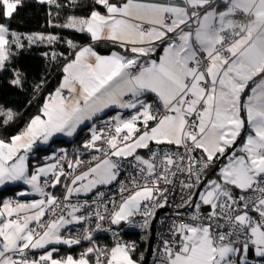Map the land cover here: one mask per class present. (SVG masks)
Wrapping results in <instances>:
<instances>
[{"label":"snow or ice","instance_id":"obj_1","mask_svg":"<svg viewBox=\"0 0 264 264\" xmlns=\"http://www.w3.org/2000/svg\"><path fill=\"white\" fill-rule=\"evenodd\" d=\"M20 6L0 0V14L11 19ZM93 9L62 26L122 53L75 52L39 114L10 141L0 139V186L22 181L40 197L0 208V264H93V256L94 264H138L135 245L119 241L93 244L78 258H54L59 249L48 246L91 243L85 224L93 222L99 231L101 222L139 215L145 228L177 195L172 206L182 219L162 233L156 264H264V0H93ZM11 45L23 47L0 24V71ZM10 83L22 87L20 73ZM113 108L128 117L118 112L97 129ZM15 118L0 107V127ZM86 124L87 160L77 156L65 170V153L29 174L37 142L73 137ZM74 225L82 236L64 234Z\"/></svg>","mask_w":264,"mask_h":264},{"label":"trees","instance_id":"obj_2","mask_svg":"<svg viewBox=\"0 0 264 264\" xmlns=\"http://www.w3.org/2000/svg\"><path fill=\"white\" fill-rule=\"evenodd\" d=\"M57 3L64 7L57 8L54 4H41L38 0H22V6L18 7L11 19H6L0 14V24L9 25L12 32L52 34L56 37V40L52 42L30 43L24 41L23 47L19 49L10 46V59L6 62V70L0 71V107L13 111L16 118L7 126L0 127V139L2 140H10L12 136L19 134L29 121L39 114L47 96L60 85L61 67L64 62L72 56L78 46L90 42L88 34L62 25L67 23L69 16L87 17L91 14V11L94 10L93 0H75V4L71 7L68 6V0H57ZM0 13H2V8H0ZM69 41L73 46H69ZM94 48L101 53L117 49L114 45L100 43L96 44ZM54 55L55 59H53ZM17 72L20 73V78L23 81L22 87L13 86L10 83ZM37 85H41L39 91L36 90ZM110 113L112 111L107 114ZM107 114L95 121L100 129L104 125L103 119ZM89 138L88 126H85L73 139H56L54 143L57 145H54L52 149H40L41 154L37 155L35 159L41 158L44 153L50 151H55L62 156L66 153L67 159L63 160L62 165L65 166V170H68L67 161H71L77 156L83 158L82 144ZM45 162L48 161L43 163ZM19 188L20 186L7 188V190L1 189L0 198L6 194L14 193ZM107 244L108 248L114 246L109 241ZM87 247V244L82 243L61 250L65 253L72 252L74 256H77ZM132 255L140 264L141 259L137 256V251H134ZM92 259L94 261L95 257L93 256Z\"/></svg>","mask_w":264,"mask_h":264},{"label":"built area","instance_id":"obj_3","mask_svg":"<svg viewBox=\"0 0 264 264\" xmlns=\"http://www.w3.org/2000/svg\"><path fill=\"white\" fill-rule=\"evenodd\" d=\"M111 116H114V114H107L103 119V122L108 120ZM104 128L105 123L101 129ZM112 191L115 192V187H113ZM117 201L119 202V197H117ZM169 201L170 203L168 207L155 210L154 217L149 218V224L145 228L140 227V224L143 223L144 218L139 215L130 217L129 222H122L119 225H111L107 221L101 222L102 229L105 230L96 231L95 222L91 223L90 225L85 224V227H91V229H93V241L90 243L87 240H82L80 244L85 243L88 247L93 246L94 244L96 247L99 248H108L107 241H109L112 245H115L116 242L119 241L122 244H128L130 246L135 245V251H137V256L142 261L141 257L146 251L151 230L154 229L152 254L149 264H156V250L159 247V240L161 238L162 233L165 232L167 225L171 223L170 218L182 219L174 215L175 209L172 206L173 203H180L179 195H177L174 200L172 197H169ZM111 207L112 206L109 205L110 209ZM182 211L184 210L182 209ZM72 228L73 231L71 233L65 230L64 234L73 236L83 235V231L80 229L79 225H74L72 226ZM135 235H137V238H135Z\"/></svg>","mask_w":264,"mask_h":264},{"label":"crops","instance_id":"obj_4","mask_svg":"<svg viewBox=\"0 0 264 264\" xmlns=\"http://www.w3.org/2000/svg\"><path fill=\"white\" fill-rule=\"evenodd\" d=\"M157 2H162V0H157ZM101 11H103L102 9H100ZM90 16V14L87 16V17H89ZM87 17H78V18H87ZM18 35H19V37H20V43H23L24 41H28V42H30V40H29V38L31 37V38H33L32 39V41L30 42V43H39V42H42V41H47V42H52V41H55V40H49L48 38L49 37H53L54 35H52V34H42V33H31V34H21V33H17ZM39 37H44V39H39ZM55 37V36H54ZM89 37H90V35H89ZM98 43H100V44H110V45H114L111 41H107V40H101V41H92L91 40V38H90V42L89 43H87V44H83V45H80V46H78L75 50H74V52L72 53V56L68 59V60H66V62H64V64L62 65V67H61V70H62V68H63V66L67 63V62H69L70 60H72L73 58H74V53L75 52H77V51H79L80 49H82L83 47H87V46H91L92 48H93V50L94 51H96L98 54H100V55H102V56H107V55H110L112 52H121L122 53V49H120L118 46H116V45H114V46H116L117 47V49H112V50H110L109 52H107V53H101V52H99V51H97L96 50V48H94V46L96 45V44H98ZM95 44V45H94ZM11 46H14V47H16L15 45H11ZM16 48H21V47H16ZM62 79H63V72H62V77H61V81H62ZM61 81H60V83H61ZM55 92V91H54ZM53 92V93H54ZM53 93H51V94H53ZM50 96V95H49ZM49 96H47V98L49 97ZM112 111V113L114 114V115H116L118 112H123V115H124V118H127L128 117V115H129V113L128 112H126V111H124V110H120V109H109V110H107L103 115H102V117L105 115V114H107V113H109V112H111ZM101 118V117H100ZM97 119H99V118H97ZM96 119V120H97ZM95 124H96V127H97V129H100L99 128V126H98V124L95 122ZM85 126H88L87 124L86 125H82L81 126V129L82 128H84ZM26 128V127H25ZM80 129V130H81ZM80 130H78V132H77V134L80 132ZM88 132H89V129H88ZM90 133V132H89ZM76 134V135H77ZM76 135H74L73 137H65V136H63L62 134H57L56 136H54V137H52V139L48 142V144H41L40 142H37V144L36 145H34V147H33V150H32V152L31 153H29V156H28V166H29V174H31L37 167H40V166H45V165H47V164H51V163H54V162H56L55 160H53V159H51V157H54V156H56V157H59V156H62V154L60 155H58L57 154V152H55V151H50V152H47V153H44V155L42 156L43 157V159H42V157L41 158H36L35 159V157L37 156V155H39V154H41L40 152H39V150L40 149H46V148H48V149H52L53 147H54V145L56 146L57 145V143H54V140H56V139H64V140H71V139H73ZM90 135H91V133H90ZM7 141H10V140H7ZM86 142V141H85ZM84 142V143H85ZM83 143V144H84ZM83 144H82V147H83ZM141 151H146V150H141ZM83 158L85 159V160H87L88 158H89V156L91 155V153H89L86 149H84V151H83ZM47 158V159H46ZM35 161H41L39 164H35L34 165V162ZM44 161H48V162H45V163H43ZM62 162H63V160H61L60 161V164H62ZM86 167H87V164H85V165H83L80 169H78V171H83V170H85L86 169ZM43 177L41 178V180L43 181ZM49 179H51V177L49 176ZM16 186H20V188L18 189V190H16L14 193H11V194H6V195H4L2 198H0V208H2L3 207V203L5 202V201H12L13 202V206L15 205V203L16 202H20V203H26V202H31V201H34V200H38V199H40V197L39 196H36V195H34V194H32V189L30 188V186L29 185H26V184H24L22 181H19V182H15V183H7V184H5V185H2V186H0V190L1 189H4V190H7V188H11V187H16ZM3 190V191H4ZM46 190H50V189H46ZM51 191V190H50ZM21 192H24V193H28V195H20V193ZM57 195H59L60 193L59 192H57L56 193ZM130 219V218H129ZM122 222H124V221H122ZM121 222V223H122ZM52 247H55V248H57V249H59V251H57V252H55L53 255H54V258H57V259H59V258H62V257H66V256H68V255H72L73 257H76V258H78L79 256H80V253H78L77 254V256H74V254H72V252H62V250L61 249H68L69 247L68 246H66V245H49L48 246V248L49 249H51ZM38 251H43V250H38ZM85 251V250H84ZM95 261V260H94ZM93 261V262H94ZM94 264V263H93Z\"/></svg>","mask_w":264,"mask_h":264},{"label":"water","instance_id":"obj_5","mask_svg":"<svg viewBox=\"0 0 264 264\" xmlns=\"http://www.w3.org/2000/svg\"><path fill=\"white\" fill-rule=\"evenodd\" d=\"M153 234H154V229H152V231H151L150 240H149L147 247H146V253H145V256H144V258L140 264H149V259H150L151 254H152Z\"/></svg>","mask_w":264,"mask_h":264},{"label":"bare ground","instance_id":"obj_6","mask_svg":"<svg viewBox=\"0 0 264 264\" xmlns=\"http://www.w3.org/2000/svg\"><path fill=\"white\" fill-rule=\"evenodd\" d=\"M170 220L172 221L173 220V218H170ZM152 231V230H151ZM150 236H151V233H150ZM150 236H149V240H150ZM145 253H146V251L143 253V255H142V260H143V258H144V256H145ZM151 258V257H150ZM149 261H150V259H149Z\"/></svg>","mask_w":264,"mask_h":264},{"label":"rangeland","instance_id":"obj_7","mask_svg":"<svg viewBox=\"0 0 264 264\" xmlns=\"http://www.w3.org/2000/svg\"><path fill=\"white\" fill-rule=\"evenodd\" d=\"M74 17H77V16H74ZM70 29H71V28H70ZM73 30H74V29H73ZM40 162H41V161H35V162H34V165H35V164H39ZM112 247H113V246H112Z\"/></svg>","mask_w":264,"mask_h":264}]
</instances>
